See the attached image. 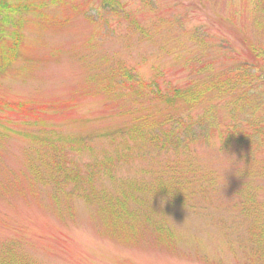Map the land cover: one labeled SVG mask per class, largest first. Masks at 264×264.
I'll list each match as a JSON object with an SVG mask.
<instances>
[{"label":"rangeland","instance_id":"1","mask_svg":"<svg viewBox=\"0 0 264 264\" xmlns=\"http://www.w3.org/2000/svg\"><path fill=\"white\" fill-rule=\"evenodd\" d=\"M5 1L40 6L46 20L34 8L25 13V47L0 76V102L33 110L0 106V254L14 247L37 264H250L253 220L244 208L253 194L264 222V178L248 177L241 159L247 151L226 149L214 138L178 156L130 154L118 134L131 123L120 115L125 102L99 83L123 65L163 90L186 89L227 65L252 64V46L264 47V0H117L124 6L120 17L105 10L103 0ZM225 102L211 105L221 106L227 130ZM58 139L69 168L79 166L83 174L110 159L112 174L102 170L97 184L109 195L134 184L152 189L181 169L193 181L191 197L177 203L136 194L144 236L118 242L104 231L97 204L51 181L55 167L47 159ZM160 223L173 237L157 231Z\"/></svg>","mask_w":264,"mask_h":264},{"label":"trees","instance_id":"2","mask_svg":"<svg viewBox=\"0 0 264 264\" xmlns=\"http://www.w3.org/2000/svg\"><path fill=\"white\" fill-rule=\"evenodd\" d=\"M33 8L34 13L46 20L40 6L0 0V76L5 75L22 54L26 40L23 16ZM103 8L117 17L124 13V6L117 0H103ZM250 51L255 54L252 64L227 65L218 72H211L207 81L195 83L186 89L170 85L163 90L157 83L145 82L126 66L111 67L108 75L99 83L100 90L125 102L120 115L131 119V123L120 129L118 134H121L127 152L134 154L136 150L144 149L178 156L191 152L193 145H210L214 138H219L226 149L236 146L239 150L247 151L241 159L248 165V177L252 181L264 178V47L254 45ZM216 99L226 101L225 109H221L231 121L227 130L220 113L221 106L211 105ZM1 105L23 114L33 111L23 102H0ZM207 105L208 110L194 117V112ZM40 109L44 110L45 107ZM71 144L67 141V145ZM51 148L54 152L47 159L55 167L50 174L51 181L58 183L59 189H69V196L83 199L88 204H97L104 231L118 242H139L144 236L141 213L136 211L140 209L133 204L138 202L136 194L148 192L151 197L160 195L177 203H185V198L191 197L188 191L193 181L181 169L170 173L165 180L158 179L152 189L144 190L134 184L120 196L109 195L106 190L97 187L102 170L108 175L112 174L113 164L109 158L101 165H89L83 174L77 165L76 168H69V158L62 139H58V145L51 142ZM258 154L263 155V158L257 160L254 156ZM127 156L128 153H123V158ZM247 188H252L251 182ZM244 210L245 215L253 220L249 229L250 242L254 245L249 257L250 264H264V222L251 193ZM157 231L163 235L166 231V238L173 237L172 232L161 223L157 225ZM0 264L37 263L17 254L14 247H10L0 254Z\"/></svg>","mask_w":264,"mask_h":264}]
</instances>
